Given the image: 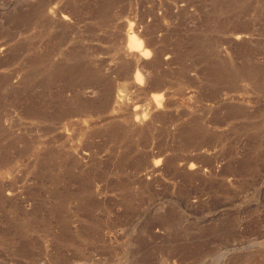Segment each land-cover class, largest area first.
<instances>
[{"label": "rangeland", "instance_id": "374dc122", "mask_svg": "<svg viewBox=\"0 0 264 264\" xmlns=\"http://www.w3.org/2000/svg\"><path fill=\"white\" fill-rule=\"evenodd\" d=\"M0 153V264H264V0H0Z\"/></svg>", "mask_w": 264, "mask_h": 264}, {"label": "bare ground", "instance_id": "6f19581e", "mask_svg": "<svg viewBox=\"0 0 264 264\" xmlns=\"http://www.w3.org/2000/svg\"><path fill=\"white\" fill-rule=\"evenodd\" d=\"M129 36V35H128ZM142 39H140L139 37H138V35L136 34V33H133L132 35L130 34V36H129V44H130V46H131V49L132 50H138V49H140L141 47H143L142 46ZM132 52V51H131ZM146 52V51H145ZM150 54V52L149 51H147L146 53H145V55H146V57L147 56H150L149 55ZM144 56V55H143ZM148 58V57H147ZM28 109H31V110H34V111H36V113L38 112L40 115H43V109H42V107L41 106H35V109L34 108H28ZM40 153V152H39ZM10 156H9V154H1L0 153V161L2 162V163H8V162H10L11 161V159L9 158ZM4 163V164H5ZM1 164V163H0ZM42 164V163H41Z\"/></svg>", "mask_w": 264, "mask_h": 264}]
</instances>
